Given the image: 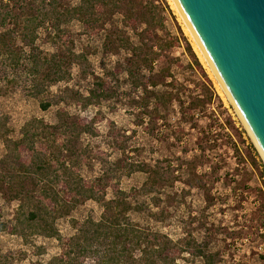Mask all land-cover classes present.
<instances>
[{"label":"trees","instance_id":"obj_1","mask_svg":"<svg viewBox=\"0 0 264 264\" xmlns=\"http://www.w3.org/2000/svg\"><path fill=\"white\" fill-rule=\"evenodd\" d=\"M73 1L0 0L1 63L15 74L24 72L30 82L29 95L40 100L41 110L47 112L54 105L53 100L45 98L51 89L69 83L74 66L87 62L85 55L76 52L75 41L67 30L70 24L78 22L89 38L104 34L103 53L119 60L104 78H95L87 95L66 88L61 94L66 93L67 97L59 104H77L88 109L102 100H111L118 95L119 79L124 75L130 87L126 96L129 106L136 111L138 126H145L154 137L168 141L164 134H159L158 125L159 121L169 125L170 110L179 112V126L190 122L196 126L193 122L196 113L205 111L217 95L207 72L184 38L192 60L188 67L201 77L198 85L202 91L201 96L191 94L187 100L183 97L188 95V89L173 74L174 68H183V64L172 53L181 45V39L167 29L165 12L169 8L163 4L166 1L79 0L77 4ZM118 16L122 17L120 24L116 21ZM41 32L45 33L46 42L54 46L53 53L39 48ZM56 117L54 125L41 119L31 120L24 126L21 138L13 141L8 136L7 118L0 115V135L7 147V154L0 161L4 168L0 189L9 194L10 201L20 203L14 224L0 223V234L17 235L25 241L35 236L57 239L62 252L49 264H84L87 259H91L92 264L175 263V255L181 251H177L168 237L140 230L129 219L131 212L142 211L140 204L131 202L136 196L150 197L152 207L161 208L162 191L173 187L177 181L169 158L154 164L130 162V138L112 124L114 150L121 154V159L100 178L87 180L80 175L89 159L82 137L99 135L96 120L73 115L66 108L59 109ZM220 127L238 132L230 116ZM204 136L206 143L211 142L209 134ZM173 137L175 142H182V135ZM230 139L232 141V136ZM198 147L201 154L191 160L184 159L182 165L190 176L187 185L207 193L203 177L197 173L198 167L209 161L207 148L201 143ZM234 151L241 154V163L249 164L264 185V163L254 145L249 144L244 152L240 148ZM119 172L123 176L143 173L147 181L139 190L125 192L116 179ZM248 175L250 180L253 175ZM108 191H112V198H108ZM170 198L167 195V200ZM87 201L102 206L101 220L89 219L78 226L76 236L63 238L56 228L57 220L70 216ZM151 216L162 221L168 217V210L151 211ZM192 244L194 242H188ZM195 250L194 254L206 264H214V256L199 247ZM0 264H9L1 251Z\"/></svg>","mask_w":264,"mask_h":264},{"label":"rangeland","instance_id":"obj_2","mask_svg":"<svg viewBox=\"0 0 264 264\" xmlns=\"http://www.w3.org/2000/svg\"><path fill=\"white\" fill-rule=\"evenodd\" d=\"M165 1L163 4L168 6L171 12H165L167 29L173 36L181 39V45L172 50V53L183 64V68H174L173 72L178 82L188 89V95L183 97L187 100L191 94L201 96L202 91L198 85L201 77L188 67L192 60L186 50L184 38L190 43L207 72L217 95L205 111L196 113L197 117L193 121L196 126H192V122L179 126L180 114L172 110L169 112V125H164L163 121H159L158 125L159 134H164L169 138L168 141H161L147 131L145 126H138L134 113L136 111L129 106L126 96L130 87L126 84L124 75L119 79L118 95L111 100H102L88 109H83L77 104H59L62 98L67 97L66 93L61 94L66 88L87 95L93 88L95 78H104L112 72L116 61L119 60L118 57L103 53L104 34L89 38L83 33V27L78 22L70 24L67 30L75 41L76 52L85 55L87 62L75 65L72 80L53 87L46 95L47 100L54 101L53 107L47 112L42 111L40 100L29 95L30 82L24 72L15 74L0 60V115L7 118L10 131L8 136L13 141L21 138L24 126L35 118L56 124L57 112L61 108H66L73 115L95 119L99 135L82 137L83 144L89 151V159L81 168L80 175L87 180L100 178L121 159V154L114 150L111 138V126L114 124L130 138V162L154 164L165 158L171 161L173 175L177 181L173 187L162 191L161 208H153L150 197L136 196L131 202L140 204L142 211L131 212L129 219L140 230L164 235L174 243L177 251L181 252L175 255L176 262L173 264H206L201 257L194 254L196 247L207 255L214 256V264H264L263 180L249 164L241 163V154L238 155L234 151L235 148H240L244 152L253 141L218 79L202 60L198 45L174 0ZM78 2L79 0L73 1L74 4ZM121 18L118 16L116 19L119 24ZM40 35L39 48L43 52L53 53L54 46L46 42L45 33L41 32ZM174 108L178 107L175 105ZM229 116L239 133L221 129L220 125ZM205 133L210 135L211 142H205ZM175 134L180 137L182 135L180 144L175 142ZM199 143L207 148L206 156L209 160L205 165L199 166L197 171L198 175L203 177L207 193L187 185L190 176L182 165L184 159L191 160L194 155L201 154ZM186 149L187 153L184 152ZM6 154V143L0 135V161ZM259 157L263 161L260 154ZM3 174L4 168L0 166V179ZM248 174L253 175L250 180ZM116 176L120 188L125 192L139 190L147 181V176L143 173L123 176L119 172ZM108 192V198H112V191ZM167 195L171 197L168 200ZM19 206L18 201H10L9 194L0 189V223L14 224ZM162 208L168 210V217L156 221L151 216V211L160 212ZM102 215L101 205L87 201L78 206L70 216L57 220L56 228L63 238H72L78 234V226L89 219L98 222ZM188 242L194 244L188 245ZM0 251L8 258L9 264H49L62 252L57 239L35 236L25 241L20 236L7 233L0 234ZM39 251L41 253H38ZM138 255L139 253L136 254ZM84 264H92L91 259H87Z\"/></svg>","mask_w":264,"mask_h":264},{"label":"water","instance_id":"obj_3","mask_svg":"<svg viewBox=\"0 0 264 264\" xmlns=\"http://www.w3.org/2000/svg\"><path fill=\"white\" fill-rule=\"evenodd\" d=\"M176 1L264 161V0Z\"/></svg>","mask_w":264,"mask_h":264},{"label":"bare ground","instance_id":"obj_4","mask_svg":"<svg viewBox=\"0 0 264 264\" xmlns=\"http://www.w3.org/2000/svg\"><path fill=\"white\" fill-rule=\"evenodd\" d=\"M174 2H175V4H176V6H177L179 12L181 13L183 19H184L185 22H186V25L188 26V30L191 32L192 36L194 37V39H195V41H196V43H197V45H198V49L200 50V55H201V57H202V60H203L204 63L208 66V68L211 70V72L214 73V75H215L216 78L218 79L219 83L221 84V87H222V89H223L225 95H226L227 98L230 100V103L233 104L234 107H235V104H234L233 99L230 97L229 93H228L227 90L224 88V86H223V84H222V82H221V80H220V78H219V76H218V74H217L215 68L213 67L212 63L208 60V58H207V56H206V54H205V51L203 50V48H202V46H201V44H200V42H199L197 36H196L195 33L193 32V30H192L190 24L188 23V21H187L185 15H184V13H183L182 10L180 9V7H179L177 1L174 0ZM235 109H236V108H235ZM236 111H237V110H236ZM237 113H238V112H237ZM238 115H239V113H238ZM238 117L240 118V120H242L240 116H238ZM242 122H243V120H242ZM243 123L245 124V122H243ZM245 126L247 127V129H248V131H249V134H250L251 136H253V134H252L251 131L249 130L250 128H248L247 125H245ZM252 138H253V137H252ZM254 141H255V140H254Z\"/></svg>","mask_w":264,"mask_h":264}]
</instances>
